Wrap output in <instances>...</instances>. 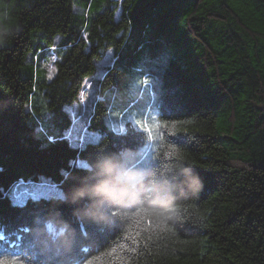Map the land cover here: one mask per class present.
Segmentation results:
<instances>
[{
  "label": "trees",
  "instance_id": "16d2710c",
  "mask_svg": "<svg viewBox=\"0 0 264 264\" xmlns=\"http://www.w3.org/2000/svg\"><path fill=\"white\" fill-rule=\"evenodd\" d=\"M108 52L72 144L68 108ZM100 156L124 187L73 200ZM180 164L202 189L146 203L144 176ZM19 181L48 193L11 197ZM0 260L264 264V0H0Z\"/></svg>",
  "mask_w": 264,
  "mask_h": 264
},
{
  "label": "clouds",
  "instance_id": "9594fccd",
  "mask_svg": "<svg viewBox=\"0 0 264 264\" xmlns=\"http://www.w3.org/2000/svg\"><path fill=\"white\" fill-rule=\"evenodd\" d=\"M99 171L95 176L84 181L78 187L72 190V199L80 200L85 197L98 203H109V198L106 193L101 191L105 184H115L117 188L124 187L122 183L117 181L116 169L111 171L106 167V162L115 163L114 158L107 156H100ZM141 185H137V191L141 198L147 197V202L158 205H165L175 201L177 198H187L196 195L203 187L201 177L190 166L180 164L171 167L163 174L149 173L143 178ZM135 206V199L129 192L125 194L123 199L119 202H112L111 207H128ZM37 235L41 238L51 237L52 233L45 227V229L38 230ZM54 243L64 252H71L74 245V230L65 225L61 233H59L54 240Z\"/></svg>",
  "mask_w": 264,
  "mask_h": 264
},
{
  "label": "rangeland",
  "instance_id": "374dc122",
  "mask_svg": "<svg viewBox=\"0 0 264 264\" xmlns=\"http://www.w3.org/2000/svg\"><path fill=\"white\" fill-rule=\"evenodd\" d=\"M54 60H55V56L49 53L48 57H46L45 60L41 61V66L46 68L49 76H52V74L54 73ZM111 62H112V54L111 52H108L105 55V57L97 63L96 73L92 77L84 81L77 103L71 105L68 108V111L72 117L71 120L72 124L70 129L66 133V137L72 144H76L77 141L80 142L86 134L85 123L89 109L91 107L92 100L95 96V91H96L95 82L98 79V77H100L101 72H103L104 69L107 66H109ZM37 186L36 187L30 186L29 189L28 184H23L21 181H19L18 183L14 184L11 187L9 193L11 197L13 196L16 198L24 197L26 194L31 193V190L36 192H41L43 194L48 193L47 186L46 187H37ZM53 193L55 194L60 193V190L53 189Z\"/></svg>",
  "mask_w": 264,
  "mask_h": 264
},
{
  "label": "snow or ice",
  "instance_id": "6c2138e0",
  "mask_svg": "<svg viewBox=\"0 0 264 264\" xmlns=\"http://www.w3.org/2000/svg\"><path fill=\"white\" fill-rule=\"evenodd\" d=\"M145 131H150V129H145ZM0 264H20L18 260L4 261L0 260Z\"/></svg>",
  "mask_w": 264,
  "mask_h": 264
}]
</instances>
